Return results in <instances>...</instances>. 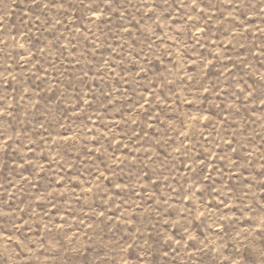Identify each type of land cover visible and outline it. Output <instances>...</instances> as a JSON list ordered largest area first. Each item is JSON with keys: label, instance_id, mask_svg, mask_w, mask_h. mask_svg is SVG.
<instances>
[{"label": "rangeland", "instance_id": "374dc122", "mask_svg": "<svg viewBox=\"0 0 264 264\" xmlns=\"http://www.w3.org/2000/svg\"><path fill=\"white\" fill-rule=\"evenodd\" d=\"M0 264H264V0H0Z\"/></svg>", "mask_w": 264, "mask_h": 264}]
</instances>
